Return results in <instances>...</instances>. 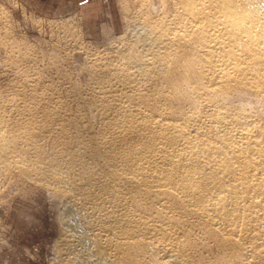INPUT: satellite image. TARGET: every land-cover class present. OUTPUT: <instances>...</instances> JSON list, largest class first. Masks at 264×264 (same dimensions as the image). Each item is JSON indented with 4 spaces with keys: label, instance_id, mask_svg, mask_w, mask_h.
Listing matches in <instances>:
<instances>
[{
    "label": "bare ground",
    "instance_id": "bare-ground-1",
    "mask_svg": "<svg viewBox=\"0 0 264 264\" xmlns=\"http://www.w3.org/2000/svg\"><path fill=\"white\" fill-rule=\"evenodd\" d=\"M133 1L137 3L138 19L134 27L126 25L133 32L132 39H126L121 46L118 41V45L111 44L116 59L109 58L111 46L105 45L110 49L107 52L100 47L106 56L98 53L102 50L95 51L96 47L92 54L88 49L91 57L85 60L88 65L83 66L84 69L88 66V71L84 70L89 74L86 73L89 78L86 86L90 82L102 105H96L100 109L97 114H101L100 118L96 117L104 118L102 122L107 129L102 125L103 134L107 130L110 135L103 136L98 147L96 143L95 148L86 147L75 141L74 132L75 142L70 138L67 126L61 124L64 120L57 121L59 126L67 128L63 126L58 131L65 130V136L69 134L67 140L71 146L65 147L68 141L64 139L66 144L63 142L61 147L60 138L57 143L60 148L55 144L56 150L51 149L50 162H41L40 157L29 160L28 149L38 153V138L54 129L51 125L57 118L52 119L55 116L43 109H57L59 94L53 98L57 105L52 103L50 109L45 100V108L38 102L41 113H48L49 118L39 113L38 103L31 106L38 109H31L32 112L37 111L43 118L40 123L28 117L31 123L26 120L28 124L26 121L20 124L22 113L19 114L18 107L15 110L11 107L10 112L17 110L19 114L16 112L18 118L14 120H20L15 124L19 126L8 127L6 122L13 117L9 113L10 119L4 121L5 113L1 109L0 174L5 180L15 175L20 183L24 179L23 183L26 180L38 185L45 195L56 199L58 237L54 245L50 243L54 249L52 264H264V0ZM129 13L132 15L134 11ZM65 23L62 22L64 28ZM17 47L12 48L17 51ZM9 59L23 65L21 58ZM26 59H30L29 53ZM26 59L23 60L28 62ZM54 68L57 69L56 65ZM19 71L18 74L25 72ZM30 88L33 90V85ZM40 92L36 94L41 96ZM91 95L88 94L87 100ZM36 96L33 101L44 98L43 95L35 99ZM48 97L47 100L52 98ZM8 98L12 101L7 102ZM8 98L4 102L9 105L12 102L11 106L14 99L19 102L12 95ZM94 98L93 102L98 103ZM0 102L2 108L3 100ZM22 104L26 107L27 103ZM66 106L65 110L69 111L70 106ZM94 108L90 109L92 113H96ZM24 109L28 111L29 107ZM31 110L22 111L25 115L31 114ZM101 120H98L100 124ZM74 121L71 120L75 125H71L76 126ZM94 122L95 126L99 124ZM84 125L80 128H85ZM97 129L94 130L98 132ZM52 134L46 135L50 138ZM76 135L78 139L81 136ZM82 136L83 140L85 134ZM17 142L26 147L19 148Z\"/></svg>",
    "mask_w": 264,
    "mask_h": 264
},
{
    "label": "rangeland",
    "instance_id": "rangeland-1",
    "mask_svg": "<svg viewBox=\"0 0 264 264\" xmlns=\"http://www.w3.org/2000/svg\"><path fill=\"white\" fill-rule=\"evenodd\" d=\"M124 1L123 0H0V97L2 96V100H3V105H2V108L0 107V110L2 109V113L3 112L5 113V114H2L5 118L4 121L8 120L6 118L10 119V116L13 117L9 120L11 122V120L13 119L12 122L10 123L7 121L6 125L8 124L9 126L8 125L7 126L10 127L11 124H12V126H13V124L14 125L18 124L20 119H18V121L14 120V119L15 118L17 119L18 118L17 116L21 113H22L21 116H19V118H21L20 124H22V122H24L26 120H29V122L31 123L30 119L32 120V122H33V120L35 122H39V120L42 121L43 118L47 117L46 114H48V113L45 114L44 112H43L44 114L41 113L43 110L45 112H49L51 117L55 116L52 119H54V120L56 118L58 119V116L56 117V115H60L59 118L61 119V120L56 119L55 120L56 123L54 122L55 126L57 128L54 126V123L52 122L53 124L51 125V127H52V129L53 128L55 129V130L53 129V131H55V132H53L52 130H50L52 132H46V134L48 133L49 136H50V134L53 133L50 138L46 134L40 135V139L38 138L37 145L39 143L42 144V146H40V144H39V151L41 153L39 151H38V153H40L42 155H40L38 153H34L33 151L31 152L30 151L31 149H28L29 150L28 153H30V154L26 153L27 159L33 160L36 157H37L36 159H39V157H40L41 162H47V161L50 162L52 159L51 157H53L52 152L56 150V146H57V149H58V147L60 148V146H59L60 144H61V147H64L63 142H64V144H66V142L62 141V140H64V139H66V141L69 140V137H68L69 134L65 136V134H67L68 131H69L70 135H72V137L70 136V138H72L73 141L75 139H77L78 141L75 140L76 142L82 143L81 145L86 144V147L91 146L90 148H93L95 143H96L95 146L98 147L99 145H97V143L99 144V141H102L101 139L108 137L109 132L107 130H106V135H105V133L103 134V132H105V129H107V128H105V126L103 125V122H102L104 120V118H101L102 119L101 120V119H98L96 117V116H98L99 118L101 117V114H97V113H99V110H100L97 107V106H99L100 102H99V100H97V97L93 93L92 87L90 86V82H89L88 86H86V84L88 83V82L86 83V81L89 79L88 78L89 74L87 72L88 66L85 69L83 66L88 65V63L86 61H88V56L90 55V52H91V54L94 53L95 47L97 48L95 51H99L102 49H104V51H105V49H106L105 52H107V49H109L111 46L112 50L109 51L110 50L109 49L108 53L110 54V52H111L110 55H112V53L114 54L116 52V51L114 52L115 49H114V46H112V45H118V43H120L118 46H121L122 45L121 43L124 44V42H127L128 39L130 41V38H131L132 33H133V32H130V28L135 26L136 19H138V18H136V17H138L137 16V3L134 2L133 0L132 1L126 0L125 4H127V7H128V5L130 7V8L129 7L127 8L126 6L124 7V5H125ZM131 4H133V5H131ZM119 6H121L123 9ZM124 8H127L128 12H127V9L124 10ZM121 9H122V11L124 10L125 12H122ZM129 10L132 13L134 11L133 14L136 16H134L133 14L130 15L131 13H129ZM122 13H124V14H122ZM124 17H126L127 19ZM62 22L67 23V24L66 23L64 24L65 28L62 26L63 25ZM126 25H128L130 28L127 29L128 26L126 27ZM66 27H67V29H66ZM125 27L127 29L126 33H125ZM127 31L131 34L127 33ZM62 37L64 38V40L62 39ZM69 38H70V40H69ZM75 38H76V40H75ZM119 39H123L124 41L119 40ZM66 40H67V42H66ZM14 41L16 42V45L18 46L16 48V49H18L17 51L15 50V48H12L13 45H14V47L16 46L14 44ZM116 41H118V43ZM108 42H109V44H108ZM24 43H26L27 45H25ZM56 43H57V45H56ZM65 43H66V45H65ZM74 43H76V44H74ZM70 44H73V45H70ZM77 44H78V46L76 47ZM105 45L109 48H107ZM34 46H35V48H34ZM91 46H92V49H91ZM19 48H20V50H19ZM71 49H72V51H71ZM88 49L90 50V52ZM10 50H12V51L10 52ZM14 50H15V52H14ZM8 52L10 53L9 56L7 55ZM12 52H14V54ZM18 52L22 54V57H24V55H26L27 57L25 56L24 57L25 59L28 58V53H29V58L31 59V57H32L33 59H31V60L26 59V60H28V62H25L23 60L24 58L20 57L21 55H19ZM87 52H88V54H87ZM100 52L105 54V56H106V53H104L103 50L99 51L98 53H100ZM15 53H18V54H15ZM41 53H43V54H41ZM15 55L18 56V58ZM30 55H31V57H30ZM84 55H87L86 56L87 59H85ZM83 56H84V58H83ZM113 56L114 55H112L109 58L113 59ZM115 56H114V59H116ZM9 57H11V58L13 57V59L15 58V60L16 59L18 60L21 58L23 61L21 59L19 61L21 63L23 62L22 63L23 65L18 64L20 66L19 67L16 64V61L13 62L12 60L9 59ZM43 57H44V59H43ZM89 57H91V55ZM8 60L11 62V64L15 63L16 65L15 64L14 65L16 67L18 66V68H14L15 66L13 64H12L13 66L11 64L9 65ZM55 60H58V61L54 62L55 64L53 65V61H55ZM62 61H63V63H62ZM24 62L26 63L25 66H24V64H25ZM2 63L3 64L6 63V64L3 65ZM55 65H56L57 69L58 68H60V69L57 70L56 68H54ZM71 65H73V66H71ZM4 66H5V68H4ZM23 66L25 67V69L27 67L26 71H25ZM60 66L62 68L63 67L64 68L62 69ZM20 68L22 71L24 70L25 72H21L18 74L17 72L19 70H17V69H20ZM74 68H76V70ZM27 70H29V71H27ZM40 70H41V72H40ZM62 70H63V72H62ZM81 70H82L83 74L81 73ZM84 70H87V71L84 72ZM57 71L60 73L58 74ZM64 71H66V72H64ZM77 72H79V73H77ZM86 73L88 74V76ZM61 75L63 77H60ZM16 76H18V77H16ZM28 77H30V79H28V81L30 80L31 83H29L27 81ZM31 78L34 80H32ZM59 78L62 80H59ZM71 80H72V82H71ZM78 81H79V83H78ZM10 82H12V84ZM34 82H36V84H38V86ZM18 83L20 84V86H17ZM32 83H34V84H32ZM26 84H28V85L26 86ZM31 84L33 85L34 89L36 90L35 92H33L34 89L32 90V88H30V87H32ZM48 84H50V85H48ZM52 84L55 85V88ZM44 86H46L48 88H46ZM12 87H14V88H12ZM35 87L38 88L39 92L42 90V93L40 92V94H41V96L44 95L43 96L44 98H42L40 95L36 94V92L38 94H39V92L37 91V88H35ZM74 87L76 89H74ZM50 88L56 89V90L58 89L57 94H56V90H54L55 92H53V90H49ZM89 88H91V89H89ZM8 89H9V92H8ZM17 89L18 90L20 89L19 91H21V90L23 91L24 89L25 90H24V92L21 91L22 95H21V92L18 93V95H16L17 92H19ZM29 89L32 92V95L29 94V93H31L29 91ZM45 89H47V90H45ZM10 90H12L13 92ZM26 90L29 93H26ZM86 90L88 93H86ZM46 91L48 93L47 96L45 95ZM90 91L94 94V96H92L93 94ZM7 92L12 95V98H16V100L18 99L19 102L15 101V99L13 100L16 103V104L13 103V105L15 104V106H13V105L11 106L12 102H10V105L5 103L6 102L5 98L6 97L8 98L9 96H11V95L7 96V94H8ZM49 93L50 94L53 93V94L50 95ZM23 94H24V96H23ZM27 94H29V98H28ZM34 94H36L37 96ZM58 94H59V96H58ZM88 94H90V95L92 94L91 97L89 96L90 100L89 99L87 100ZM4 95H5V97H4ZM14 95H16V96H14ZM33 95L36 96L35 99H38L37 97H39V98L41 97V98L36 100L37 102L33 101V98H34ZM48 95L52 96V98L50 97V99L47 100V98H49ZM68 95H70V96H68ZM20 96H22V97H20ZM56 97H57L56 100H60L59 101L60 104L57 106V109L54 108L56 110V113H55L54 109L52 110L51 106L53 107L52 103L56 104V100L53 99ZM92 97L93 98L96 97V98H94V100H97L98 103H96V101H94L95 102L94 103ZM27 98L31 102L26 100ZM59 98H61V99H59ZM2 100H0V101H2ZM4 100H5V102H4ZM9 100L12 101V99L8 98L7 102H9ZM44 100H45V102H44ZM49 100H51V101H49ZM52 100H54V102ZM62 100H63V102H61ZM20 101H23L22 103H24V104L27 103L28 106L26 104V107H24L25 105H23L22 103L20 104ZM64 101L66 102L67 106H66V104H64L65 103ZM89 101H91V102H89ZM38 102L41 103V105H43V102H44V104L46 106L48 105V109L51 108L50 111H48V110L46 111L47 108H45L46 106H44V105L42 107H44L45 109L41 110L42 108L40 107V104ZM46 102L50 103V105L46 104ZM59 102L57 101V103H59ZM88 102L91 103L92 105L95 104L94 105L95 108L94 107L93 108L96 110V113H92L93 112L92 111L93 108L91 107L92 105L88 104ZM148 102L149 101H145L146 104ZM0 103L2 104V102H0ZM17 103L19 105H17ZM37 103H38V105H37ZM81 103H82V105H81ZM86 103L88 106H90V108L86 105ZM145 103L143 105L147 107V105ZM4 104L7 106L9 105V106L8 107L4 106ZM35 104L37 105V107L38 106L40 107V108L38 107V109H40V110L35 108L36 107ZM83 104L86 105L87 107L86 106L84 107ZM34 105H35L34 108L36 110L40 111L39 113L46 115V116H43V118H40V114L37 113V111H35V112L39 116L36 115L34 112H32V110L34 109L32 107ZM64 105L66 107L70 106L69 108L71 110L69 109V111L72 114H74L73 116H70L72 114L68 111V108H66L67 110H65ZM62 106H63V108H62ZM3 107H6V108L4 109ZM11 107L13 108V110H15V108L18 107L17 110H18L19 114H18L17 110H16V112L18 115L16 114L15 111H13V113L10 112V110L12 109ZM28 107H29L28 111L32 109L30 111L31 114L25 113V115H24V113H23L24 111H22V110L26 111L27 109H24V108H28ZM54 107H56V106L54 105ZM100 107H102V105ZM59 108H62V109H59ZM84 108H85V111H83ZM87 108H89L88 110L92 109V110H90L91 113H90V111L87 110ZM147 108H149V106ZM19 109L21 112L19 111ZM86 110L88 113L86 112ZM97 110H98V112H97ZM28 111H26V112H28ZM58 111L60 112L59 114H58ZM67 111L70 113V115H69V113H67ZM79 112H81V118H80ZM33 113H34V115H32ZM53 113H54V115H51ZM63 113H65V114H63ZM62 114H63V116H62ZM87 114H89V115L93 114V115L89 116ZM15 115H17V116H15ZM77 115L79 116V120L76 119L74 121L75 117L78 118ZM37 116L39 119L37 118ZM50 116H48L47 118H49ZM82 116L83 117L87 116L89 118V120L87 117H85V119H84ZM90 117H92V120H90ZM93 117L96 120H94ZM35 118H36V120H35ZM67 118L70 120H68ZM71 118H73V119H71ZM80 119H83L84 121L82 120L83 121L82 122ZM62 120H64L63 123L61 122ZM67 120H68V122H67ZM71 120H72V122L74 121L76 123V126L79 124L78 125L79 130H77V132H76V126H73L75 124H73L71 122ZM98 120H101L100 122H102V123L100 124ZM106 120L104 121L105 123H106ZM14 121H17V123H15ZM57 121H60L61 124H64L65 126H67L68 129L64 125L59 126L61 124H57V123H59ZM79 121H80V123L82 122V124H80ZM88 121H90V122L92 121L94 124H95L94 121H96V123H99L100 124L99 127L101 128V132H100V128L96 127L99 124H96V126H95L93 123H89ZM65 122L67 124L70 122V124L66 125ZM24 123L28 124L27 121ZM71 123L73 125H71ZM84 124H86V125H84ZM69 125H71V126H69ZM80 125H84L85 128H83V129L80 128L81 127ZM87 125L88 126L94 125V126H92L93 129L91 128V126L88 127ZM102 125L104 126L105 129L102 128ZM15 126H19V125H15ZM63 126L65 129H67L66 130L67 132L65 130H62V131H64V133H62L61 130H59V131L61 132V134H64V136L59 134V131H58V129L60 127H63ZM72 127L73 128L75 127V131L73 130ZM78 127H77V129H78ZM87 127L91 128V130L88 129ZM95 128L99 129V130L97 129L98 132H96L94 130ZM80 129L82 130L83 135L85 134V136H84L85 138H83V140H82L83 136H82V133L80 132L81 131ZM85 129H87L88 131ZM102 129H103V131H102ZM71 130H73V131H71ZM78 131L81 134V136L79 135ZM73 132H74L76 138L73 136ZM88 132H90L89 133L90 135L88 134ZM54 133L57 135L56 136L57 138L55 137V139H52V137H54V135H55ZM76 134L79 135L80 140L78 139ZM91 134L93 135V137H91ZM101 134H103V135H101ZM95 135H97V136H95ZM41 136H43V137L41 138ZM103 136H105V137H103ZM65 137H67V138H65ZM88 137H89V139L90 138L91 139L89 140ZM95 137H97V138H95ZM60 138H62L60 140L62 143H59L60 141H58ZM49 139H51V140H49ZM96 139L98 140L97 142L95 141ZM17 140H18V138H17ZM48 140L51 141L52 143L48 142ZM54 140L57 142H55ZM86 140H87V142H86ZM18 141H20V139ZM69 142L70 141L67 142L65 147L71 146ZM53 143H54V145H53ZM57 143H59V145ZM88 143L90 145H87ZM21 144H22V142H17V146L19 148L23 146L22 149H24L26 146L25 145L20 146ZM50 144H52V145H50ZM55 144H56V146H55ZM49 147H50V150L53 147L55 150L52 149L53 151L51 150V152H50ZM42 150H43V153H42ZM44 155H45V157H44ZM94 162H95V160H94ZM98 164H101V162L98 161ZM13 176H15V175H12L10 178H12L11 180L15 181V182L10 183V182H8V181H11L9 178H8L9 180L6 178L8 180L7 181L4 179L5 176L0 174V177H2V178H0L1 182L4 181V183L0 182V185L3 186V187L0 186V189L2 190V191L0 190L1 191V193H0V196H1L0 197L1 198L0 199V223H1L0 224V226H1V228H0V264H46V263L52 264L54 262V260H53L54 258H52V257H54L53 256L54 255L53 254L54 249L52 251V248H53L52 246L54 245L55 238L58 237V235H56L58 233V231L56 232V229L58 227L55 228V226H57V225H55V224H57V221H56L57 218L55 219V217H57V216H55V215L58 214V210L56 209L58 206L57 205L58 203L56 202V199L54 197H53L54 199L52 198L51 195H50V198H49V195H45L46 194L45 190L41 189L40 186L35 185V184L33 185V183L26 181V180H25V183H23L24 179L22 180V178H20V179L23 182L21 181L22 183H20L19 178L16 176L15 177H13ZM16 180H17V182H16ZM5 181L8 184H6ZM27 182L29 184H31V186ZM22 184H24V185H22ZM4 185H6V186H4ZM35 186L36 187L38 186V188H36ZM37 189H39V190H37ZM20 196H22V197H20ZM53 200H55V201H53ZM42 208H43V210H42ZM54 210H57V212ZM20 212H22V214ZM16 213L18 215H16ZM55 221H56V223H55ZM2 226H4V227H2ZM50 237H52V238H50ZM50 243H52L53 245H51Z\"/></svg>",
    "mask_w": 264,
    "mask_h": 264
}]
</instances>
